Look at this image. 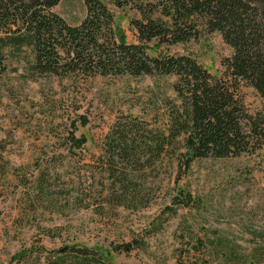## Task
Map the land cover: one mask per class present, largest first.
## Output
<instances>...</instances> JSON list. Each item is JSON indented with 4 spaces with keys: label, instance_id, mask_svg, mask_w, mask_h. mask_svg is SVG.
Listing matches in <instances>:
<instances>
[{
    "label": "trees",
    "instance_id": "trees-1",
    "mask_svg": "<svg viewBox=\"0 0 264 264\" xmlns=\"http://www.w3.org/2000/svg\"><path fill=\"white\" fill-rule=\"evenodd\" d=\"M61 1L0 0V78L7 73L10 58L28 51L26 71L31 80L175 79L169 86L174 98L158 96L147 106H160L154 122L128 117L116 123L94 146L97 154L89 158L91 152L84 150L87 139L76 137L71 124L66 138L69 156L83 161L82 178L92 182L90 192L110 211L147 208L151 198L146 194L145 174L160 173L164 165L176 172L174 209L188 208L195 200L180 182L194 161L237 158L264 149V0H82L85 15L75 25L53 11ZM110 6L134 14L129 19L134 43L115 28ZM212 33H218L232 51L218 74L191 56L158 50ZM152 45L158 50L154 56L148 53ZM243 87L256 92L259 109H247ZM79 120L81 126L87 125L86 118ZM4 151L0 140V179L15 180L17 169ZM60 176L58 170H47L33 178L34 202L52 201L45 188L50 179ZM23 177L24 185L32 182ZM143 245L134 240L113 249L129 253ZM202 247L198 240L193 248ZM44 250L20 252L8 264H110L93 248Z\"/></svg>",
    "mask_w": 264,
    "mask_h": 264
},
{
    "label": "rangeland",
    "instance_id": "rangeland-1",
    "mask_svg": "<svg viewBox=\"0 0 264 264\" xmlns=\"http://www.w3.org/2000/svg\"><path fill=\"white\" fill-rule=\"evenodd\" d=\"M109 9L115 28L134 43L129 26L134 14ZM53 11L72 25L85 15L82 0H62ZM158 50L191 56L212 74L222 72V60L232 53L218 33ZM158 50L152 45L148 53L154 56ZM28 55L26 51L10 58L0 78V140L4 157L17 169V179H0V264L30 249L43 247L48 253L72 246L93 248L110 264H264V149L237 158L194 161L180 182L195 200L188 208L174 209L176 172L164 165L160 173L145 174L151 198L147 208H117L113 213L90 192L92 182L82 178L83 161L69 156L71 124L76 137L87 139L89 158L116 123L128 117L154 122L160 106H147L158 96L174 98L169 86L175 79L31 80ZM241 91L247 109H259L256 92L247 87ZM79 117L87 125L81 126ZM47 170L61 175L45 188L52 201L34 202L33 178ZM23 174L32 182L24 185ZM134 240L144 245L129 253L113 249ZM198 240L203 247L195 251Z\"/></svg>",
    "mask_w": 264,
    "mask_h": 264
}]
</instances>
